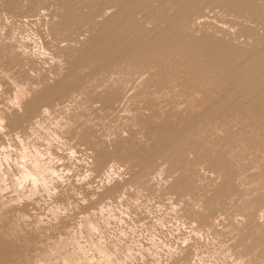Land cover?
<instances>
[{"label": "rangeland", "instance_id": "374dc122", "mask_svg": "<svg viewBox=\"0 0 264 264\" xmlns=\"http://www.w3.org/2000/svg\"><path fill=\"white\" fill-rule=\"evenodd\" d=\"M0 233V264H264V0H0Z\"/></svg>", "mask_w": 264, "mask_h": 264}, {"label": "bare ground", "instance_id": "6f19581e", "mask_svg": "<svg viewBox=\"0 0 264 264\" xmlns=\"http://www.w3.org/2000/svg\"><path fill=\"white\" fill-rule=\"evenodd\" d=\"M128 2H129V1H128ZM127 4H128V3H127ZM126 6H127V5H126ZM127 7H128V6H127ZM246 61H247V60H246ZM237 80H239V78H237ZM239 81H240V80H239ZM33 169H34V168H33ZM34 170H35V171H34L35 174L38 175V174H39L40 167H39V166H38V167H35ZM41 171H42V170H41ZM26 174H27V172H26ZM29 174H30V173L28 172V175H29ZM31 174L33 175V173H31ZM32 175H30V176H32ZM36 175H35V176H36ZM34 178H36V177H34ZM39 181H40V180H39ZM99 208H100V207H99ZM4 218H5V217H4ZM14 219H15V216H14ZM7 220H8V219H7ZM5 221H6V220H5ZM8 221H9V220H8ZM9 223H10V222H9ZM11 223H12V222H11ZM1 225H2V223H1ZM7 225H8V224H7ZM18 225H19V224H18ZM90 225H91V224H90ZM9 226H11V225H8V227H9ZM12 226H13V224H12ZM1 227H2V226H1ZM12 228H13V227H12ZM12 228H11V229H12ZM15 228H16V226H15ZM8 229H9V228H8ZM17 229H18V228H17ZM17 229H16V230H17ZM2 231H3V229H2ZM6 231H7V230H6ZM15 232H16V231H15ZM15 232H14V233H15ZM3 233H4V232H3ZM18 233H19V232H18ZM18 233H17V234H18ZM24 233H25V232H24ZM4 234H5V233H4ZM10 234H11V233H10ZM10 234H9V239L12 238V236L10 237ZM0 235H3V234L0 233ZM6 235H7V239H8V234H6ZM12 235H13V234H12ZM4 236H5V235H4ZM15 237H17V236H15ZM0 238L2 239L3 237H0ZM4 238H5V237H4ZM4 238H3V239H4ZM27 238H29V237H27ZM23 239H24V238H23ZM17 240H19V239H17ZM17 240H13V241H9V240L6 241V239H5V240H0V250H2V249H3V250H4V249H5V250H8V249H9V251H11L10 248L12 249L13 246H15L13 243H16ZM21 240H22V239H21ZM21 240H20V241H21ZM29 241H30V240H29ZM29 241H28V242H29ZM18 243H19V242H18ZM18 243H16V244H18ZM20 243H23V242H20ZM20 243H19V246H20ZM26 243H27V240H26ZM23 244H24V243H23ZM23 244H21V245L23 246ZM24 245H25V244H24ZM27 245H28V244H27ZM27 245H26V246H27ZM17 246H18V245H17ZM17 246H16V248H17ZM22 246H21V247H22ZM23 248H24V247H23ZM18 249H19V248H18ZM21 249H22V248H21ZM19 250H20V249H19ZM99 251H100V250H99ZM0 252H2V251H0ZM13 252H14V251H13ZM13 252H12V254H13ZM16 253H17V251H16ZM19 253H20V252H19ZM5 254H6V252H5ZM14 254H15V253H14ZM1 255H2V253H1ZM1 255H0V257H1ZM9 255H10V254H9ZM2 256H3V255H2ZM12 256H13V255H12ZM5 257H8L7 254L5 255ZM3 258H4V256H3ZM8 258H9V257H8ZM0 259H1V258H0ZM5 260H6V259H5ZM3 261H4V260H3ZM1 262H2V261H1ZM11 262H12V261H11ZM6 263H7V262H6Z\"/></svg>", "mask_w": 264, "mask_h": 264}]
</instances>
